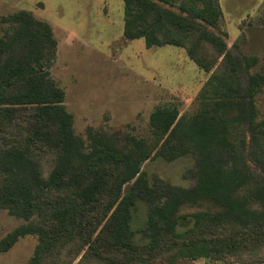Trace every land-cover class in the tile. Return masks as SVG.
I'll return each instance as SVG.
<instances>
[{"label":"trees","instance_id":"obj_1","mask_svg":"<svg viewBox=\"0 0 264 264\" xmlns=\"http://www.w3.org/2000/svg\"><path fill=\"white\" fill-rule=\"evenodd\" d=\"M123 2L126 39H143L148 49L187 46L194 59L197 46L188 42L196 39L222 61L192 115L175 107L150 113L149 126L159 138L153 147L134 136L120 146L92 128L83 140L74 133L64 91L51 77L57 42L50 25L24 10L3 17L14 30L0 37V210L26 224L0 240V255L36 236L29 264H48L72 241L88 246L86 255L108 260L100 249L106 242L124 251L136 247L132 221L139 204L147 208L144 233L151 251L179 241L182 258L200 259L264 246V176L251 168L264 173V121L255 101L264 74L250 72L257 57L234 55L225 35L214 32L222 15L216 0ZM198 62L205 71L215 66ZM189 154L196 176L190 188L151 183L142 171L149 160L172 162ZM50 155L53 165L45 176L41 161ZM206 204L212 208L182 214ZM37 215L44 217L35 222ZM95 216L103 223L99 233Z\"/></svg>","mask_w":264,"mask_h":264},{"label":"rangeland","instance_id":"obj_2","mask_svg":"<svg viewBox=\"0 0 264 264\" xmlns=\"http://www.w3.org/2000/svg\"><path fill=\"white\" fill-rule=\"evenodd\" d=\"M216 2L222 15L214 32L225 35L234 55L257 57L258 62L250 72L264 74V0ZM22 10L51 27L57 42L56 56L50 66L51 77L64 91V106L73 116L74 133L83 140H86L87 129L92 128L109 134L120 146L127 136H134L146 140L148 148L153 147L159 138L149 126L150 113L157 107H175L182 116L192 115L207 80L222 61L210 45H200L194 38L188 44L197 46L193 52L196 59L187 46L163 45L148 49L143 39H126L123 0H0V37L14 30L1 19ZM200 60L215 63V66L205 71ZM255 101L258 120L264 121V90ZM51 157L41 161L45 176L53 165ZM251 168L255 175L264 176L255 165ZM142 171L151 183L158 179L190 188L196 182L195 158L191 154L172 162L161 158L149 160L142 165ZM207 208L212 205L188 206L182 214ZM146 215V206L139 204L132 221L136 245L132 251L107 246L106 242L100 245L108 258L104 260L86 255L88 246L72 241L49 256L47 263L264 264V246L245 249L237 255L200 259L182 258L178 254L179 241L175 244L167 241L151 251L144 233ZM37 216L33 221L44 217ZM92 223L99 233L101 217L95 216ZM22 224L26 221L0 210V240ZM228 233L226 230L225 236ZM103 238L109 241L106 231ZM37 245L36 236L20 239L7 253L0 255V264H29Z\"/></svg>","mask_w":264,"mask_h":264}]
</instances>
